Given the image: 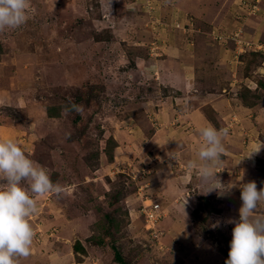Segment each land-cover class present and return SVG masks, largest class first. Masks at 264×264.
Wrapping results in <instances>:
<instances>
[{"label":"rangeland","instance_id":"obj_1","mask_svg":"<svg viewBox=\"0 0 264 264\" xmlns=\"http://www.w3.org/2000/svg\"><path fill=\"white\" fill-rule=\"evenodd\" d=\"M28 15L0 32V139L65 192L36 197L20 264H225L240 186L264 187V0H31ZM193 114L229 129L223 192L187 166Z\"/></svg>","mask_w":264,"mask_h":264},{"label":"clouds","instance_id":"obj_2","mask_svg":"<svg viewBox=\"0 0 264 264\" xmlns=\"http://www.w3.org/2000/svg\"><path fill=\"white\" fill-rule=\"evenodd\" d=\"M30 7L31 0H0V32L26 24ZM63 111L79 113L82 106L70 102ZM198 134L202 140L196 153L199 163L190 160L187 166L197 169L206 185L203 194L223 192L225 185L217 177L216 168L226 152L224 140L229 129L208 124ZM0 177L5 181L0 187V264H20L21 258L31 255L34 243L30 217L38 212L36 197L52 194L59 198L65 189L54 183L48 171L10 138L0 139ZM240 187L242 206L239 221H233L235 227L225 264H264V187L258 190L255 181Z\"/></svg>","mask_w":264,"mask_h":264},{"label":"crops","instance_id":"obj_3","mask_svg":"<svg viewBox=\"0 0 264 264\" xmlns=\"http://www.w3.org/2000/svg\"><path fill=\"white\" fill-rule=\"evenodd\" d=\"M156 1H159V0H156ZM235 1V3L236 2H239V0H234ZM174 74H170V77H172ZM186 81H187V79H185ZM189 81V80H188ZM192 118V123L193 124H195L196 123V121H197V125L195 126V129L193 130V131H191L190 133H192V132H195V131H198L201 127H204V126H207L206 124H203L204 122H203V120H205L204 118H202V116H197L196 114H193V116L191 115V117H190V119ZM165 141V140H164ZM163 141V142H164ZM176 141H174V142H169V144L168 145H173V147H175L176 145ZM224 145H225V147L228 145V143L225 141V143H224ZM198 146H199V144H197L196 146H192V145H188V147H189V149H188V147H186V150H190V158H189V160H191V161H193V160H195L197 163H199V161H198V159H197V155H196V153H197V150H198ZM191 147V148H190ZM182 160V159H181ZM197 170V169H196ZM200 178V177H199ZM196 179H198V178H196ZM201 180V179H200ZM201 182V181H200ZM165 186V185H164Z\"/></svg>","mask_w":264,"mask_h":264},{"label":"built area","instance_id":"obj_4","mask_svg":"<svg viewBox=\"0 0 264 264\" xmlns=\"http://www.w3.org/2000/svg\"><path fill=\"white\" fill-rule=\"evenodd\" d=\"M256 46L258 47V45L256 44ZM261 47H263L264 48V44H262V46ZM261 49V48H260ZM157 208H158V205L157 204H153L152 206H149V210H151V211H153L155 214H156V217H154V215L152 214V213H148V215H146V219H147V221H148V218L150 219L149 220V222H151V223H153V222H155V220L158 222L159 221V219H160V215L158 214L157 215V213H156V210H157ZM146 221V222H147ZM156 222V223H157ZM155 223V224H156ZM154 224V225H155ZM154 227V226H153Z\"/></svg>","mask_w":264,"mask_h":264},{"label":"trees","instance_id":"obj_5","mask_svg":"<svg viewBox=\"0 0 264 264\" xmlns=\"http://www.w3.org/2000/svg\"><path fill=\"white\" fill-rule=\"evenodd\" d=\"M258 53V52H257ZM194 213H196V211H193ZM77 247V246H76ZM80 247L78 246L76 249H79ZM114 259L116 262H118L119 264H124L120 254L117 251H114Z\"/></svg>","mask_w":264,"mask_h":264},{"label":"bare ground","instance_id":"obj_6","mask_svg":"<svg viewBox=\"0 0 264 264\" xmlns=\"http://www.w3.org/2000/svg\"><path fill=\"white\" fill-rule=\"evenodd\" d=\"M169 77V76H168Z\"/></svg>","mask_w":264,"mask_h":264}]
</instances>
